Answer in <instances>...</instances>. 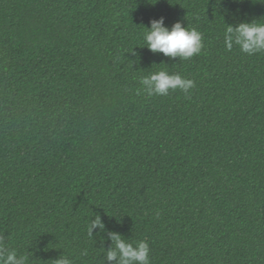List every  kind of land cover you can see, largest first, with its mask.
Wrapping results in <instances>:
<instances>
[{
    "label": "trees",
    "instance_id": "trees-1",
    "mask_svg": "<svg viewBox=\"0 0 264 264\" xmlns=\"http://www.w3.org/2000/svg\"><path fill=\"white\" fill-rule=\"evenodd\" d=\"M202 34L189 60L146 47L151 20ZM264 0H0V234L29 264H264V52L228 25ZM195 82L148 95L157 71ZM101 216L105 228L88 225Z\"/></svg>",
    "mask_w": 264,
    "mask_h": 264
},
{
    "label": "clouds",
    "instance_id": "clouds-1",
    "mask_svg": "<svg viewBox=\"0 0 264 264\" xmlns=\"http://www.w3.org/2000/svg\"><path fill=\"white\" fill-rule=\"evenodd\" d=\"M240 22L237 25H228L224 33V44L228 51L233 46L248 55L264 52V22ZM151 27H146L144 41L146 47L153 53H162L169 58L189 60L198 55L203 48L202 34L195 28L188 29L183 23L177 21L171 29L165 26V18L153 19ZM140 84L148 95L169 94L170 90H181L188 93L196 85L191 79H186L179 74H169L161 70L140 78ZM105 228L99 214L95 215L88 225L87 234L92 235L94 228ZM110 239L113 247L107 251V260L116 261L117 264H151L150 246L146 241L136 243L129 242L122 234L111 233ZM0 264H29L25 255H17L15 250L7 246V237L0 234ZM51 264H73V261L65 254L51 260Z\"/></svg>",
    "mask_w": 264,
    "mask_h": 264
}]
</instances>
